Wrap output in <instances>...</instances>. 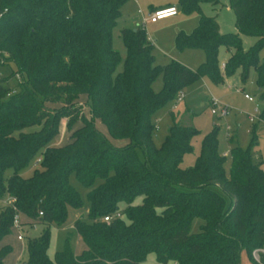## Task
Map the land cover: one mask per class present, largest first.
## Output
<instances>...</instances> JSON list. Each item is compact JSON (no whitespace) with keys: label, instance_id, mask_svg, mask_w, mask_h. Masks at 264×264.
<instances>
[{"label":"trees","instance_id":"16d2710c","mask_svg":"<svg viewBox=\"0 0 264 264\" xmlns=\"http://www.w3.org/2000/svg\"><path fill=\"white\" fill-rule=\"evenodd\" d=\"M124 1L0 0V66L15 67L9 77L0 76V200L14 199L0 205V240L11 232L16 213L63 225L68 208L81 206L69 181L74 174L88 190L87 215L73 224L85 248L74 254L66 246L49 258L46 228L29 240L25 264H139L151 252L161 264H240L243 250L255 264H264V170L259 157L234 144L227 172L214 130L202 136L193 164L182 167L199 132L173 109L164 140L160 146L154 143L159 109L193 82L206 78L217 85L237 70L242 82L250 68L256 70L263 103L258 117L264 121V61L258 60L264 0H228L237 33H220L216 18L201 13L190 33L176 35L179 49L205 51V61L195 70L173 59L156 64L145 29L124 27L126 56L122 70L115 72L120 56L112 45V28ZM202 1L218 2L178 4L183 13L200 12ZM240 34L256 37L248 50L242 48ZM220 46L231 51L223 71ZM158 74L163 86L156 92L152 83ZM81 94L89 98V118L77 102ZM95 118L111 136L128 142L113 145L95 128ZM78 120L82 125L66 145H50L63 121L70 129ZM30 126L38 127L25 130ZM38 153L39 166L22 176L20 171ZM7 169L13 172L5 177ZM107 215L109 222L103 220ZM255 249L258 262L252 256ZM9 250H0V264Z\"/></svg>","mask_w":264,"mask_h":264},{"label":"rangeland","instance_id":"374dc122","mask_svg":"<svg viewBox=\"0 0 264 264\" xmlns=\"http://www.w3.org/2000/svg\"><path fill=\"white\" fill-rule=\"evenodd\" d=\"M165 3L174 4L178 9V14L171 16L156 23L145 20L150 13V5L159 6ZM200 12L194 10L190 13H183L178 4V0H125L120 7V14L112 28V45L119 52L120 60L116 65L115 72L122 70L123 61L126 56V48L121 38V30L124 27L134 28L136 25L142 26L147 34L148 39L153 44V54L155 63L164 65L170 60H176L189 68L197 69L206 58L205 51L197 47H185L179 49L176 45L175 38L179 32L190 33L197 25L201 13L205 16H214L219 24V30L222 34L237 33L236 16L233 9L229 6L228 0H218L216 4L210 1L200 2ZM256 41V37L246 34H240L241 46L248 50ZM231 51L225 46H220L218 50V59L220 68L223 71L221 63L226 61ZM259 62L264 61V44L258 51ZM13 65H1L0 76L9 77L14 70ZM240 70L233 75L227 76L225 81L220 84H213L206 78H201L181 90L184 93L183 100L167 103L156 113V132L154 143L160 146L164 140L168 127L171 125L169 110L189 109L188 116H183L184 123L191 124L199 132L192 140L193 151L184 156L181 163L182 167L193 164L194 158L200 149L201 138L203 135L216 130L219 153L225 156L224 167L228 172L230 168L229 150L232 145H238L242 149H250V154L260 159L261 168L264 170V121L260 120L258 112L254 109L257 107L260 112L262 101L259 97L258 86L256 84V70L250 68L248 78L245 82L240 80ZM225 78V77H224ZM10 86L15 87L17 83L14 79L9 80ZM163 86L162 75L158 74L152 83L154 91H160ZM250 95L253 100L248 101L244 94ZM218 100V108L215 114L211 113L210 98ZM81 105L82 111L86 118L90 117L89 98L87 94H81L77 98ZM51 107L57 104L49 103ZM221 107H227V113L220 112ZM247 114L256 115L255 121L250 122ZM82 125L78 120L72 128L65 127L63 121L59 126L57 135L53 138L50 145L64 146L70 140L71 132ZM95 128L101 132L115 146L125 145L128 142L126 138H116L110 135L105 123L99 118L94 119ZM38 126H30L25 130H34ZM41 157L38 153L27 167L20 171L24 177H28L33 170L39 166L37 159ZM13 172L7 169L5 177ZM70 184L78 192L81 199L79 208L69 207L66 221L63 225L34 222L27 217H19L21 229L11 228V232L0 240V250L7 246L10 248L5 255L1 264H25L28 259L27 244L31 239H37L41 236L46 228H49V246L47 254L49 258L54 259L58 251L67 247L74 254H79L84 248L81 237L73 227L76 219L86 217L89 203L87 199L88 190L77 180L74 174L69 178ZM197 228L196 219L191 225V229ZM21 234L22 238H18ZM253 256V255H252ZM257 262L259 255L253 257ZM255 262V261H254ZM249 257L248 253L243 250L240 254V264H255ZM139 264H161L157 261L154 253H148Z\"/></svg>","mask_w":264,"mask_h":264},{"label":"built area","instance_id":"2783aa9c","mask_svg":"<svg viewBox=\"0 0 264 264\" xmlns=\"http://www.w3.org/2000/svg\"><path fill=\"white\" fill-rule=\"evenodd\" d=\"M176 14H178L177 7L175 5H171V6L158 8V9H155V10L151 11L148 14V17L145 20L150 21V22H157V21H159L161 19H165V18H168V17H171V16H175ZM221 66H222V68H224V63H222ZM16 79L20 80V75L19 74H16ZM183 96H184V93L182 91H180L178 93V95H177L176 101L177 102L182 101ZM244 97L246 99H248L249 101L253 100V98L250 95L246 94V93L244 94ZM210 103H211V106H212L211 113L215 114L216 111H217V108H218V100L216 98H214V97H211L210 98ZM227 110H228L227 107H221L220 108V112L222 114L227 113ZM254 111L259 113L257 107H255ZM255 118H256V115L248 114V119L251 122L255 121ZM39 161H40V159L38 158L36 162L38 163ZM13 202H14L13 198H5V199L0 200V205H11ZM40 214H42V212H40ZM119 216H120L119 213L115 214V217H119ZM19 217H20V215L16 213L14 215V218H13V226L16 227L18 230L21 229V224L19 223ZM111 219H112V217L110 215H107V216L103 217V220L106 221V222H109ZM18 238L19 239L22 238L21 234L18 235ZM252 255H253V257L256 258L257 255H258V250L257 249L253 250Z\"/></svg>","mask_w":264,"mask_h":264},{"label":"crops","instance_id":"0c3cea01","mask_svg":"<svg viewBox=\"0 0 264 264\" xmlns=\"http://www.w3.org/2000/svg\"><path fill=\"white\" fill-rule=\"evenodd\" d=\"M171 5H174V4H171V3H165V4H162V5H159V6H152V5H150V12L153 11V10H155V9L163 8V7H167V6H171ZM161 20H162V19H161ZM157 22H158V21H157ZM152 23H156V22H152ZM222 63H224V61H222ZM222 63H221V64H222ZM226 78H227V77L224 78V81H225ZM244 98H245V97H244ZM245 99H246V98H245ZM182 100H183V99H182ZM209 100H210V99H209ZM247 100H248V99H247ZM248 101H249V100H248ZM171 109H172V108H171ZM171 109H170V110H171ZM170 110H169V111H170ZM173 110L175 111L176 109H173ZM183 110H185V109H181L180 112H178L179 110L176 111V112H178L177 114H178L179 116H180V115H181L182 117H183V116H184V117H185V116H188L189 113L186 114ZM169 111H168V112H169ZM247 116H248V114H247ZM170 119H171V123H172V118L170 117ZM249 121H250V120H249ZM250 122H251V121H250ZM253 122H254V121H253Z\"/></svg>","mask_w":264,"mask_h":264}]
</instances>
